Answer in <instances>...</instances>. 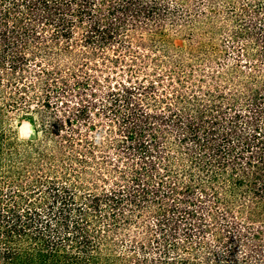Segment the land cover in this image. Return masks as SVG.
<instances>
[{
    "label": "trees",
    "instance_id": "1",
    "mask_svg": "<svg viewBox=\"0 0 264 264\" xmlns=\"http://www.w3.org/2000/svg\"><path fill=\"white\" fill-rule=\"evenodd\" d=\"M0 264H264V0H0Z\"/></svg>",
    "mask_w": 264,
    "mask_h": 264
},
{
    "label": "clouds",
    "instance_id": "2",
    "mask_svg": "<svg viewBox=\"0 0 264 264\" xmlns=\"http://www.w3.org/2000/svg\"><path fill=\"white\" fill-rule=\"evenodd\" d=\"M12 127L17 133V139L20 141L28 140L32 135V129L25 121H21L19 125H17V123L13 121Z\"/></svg>",
    "mask_w": 264,
    "mask_h": 264
},
{
    "label": "rangeland",
    "instance_id": "3",
    "mask_svg": "<svg viewBox=\"0 0 264 264\" xmlns=\"http://www.w3.org/2000/svg\"><path fill=\"white\" fill-rule=\"evenodd\" d=\"M176 45H177V46H181V47H182V46H184V45H185V42H184V41H182V40H177V41H176ZM28 125H29V124H28ZM29 126H30V125H29Z\"/></svg>",
    "mask_w": 264,
    "mask_h": 264
}]
</instances>
